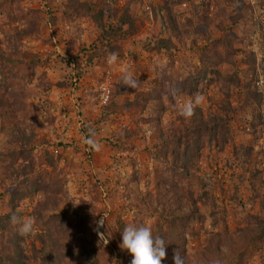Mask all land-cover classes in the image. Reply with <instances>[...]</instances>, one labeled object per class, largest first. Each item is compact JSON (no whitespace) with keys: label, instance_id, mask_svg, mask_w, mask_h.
Wrapping results in <instances>:
<instances>
[{"label":"rangeland","instance_id":"obj_1","mask_svg":"<svg viewBox=\"0 0 264 264\" xmlns=\"http://www.w3.org/2000/svg\"><path fill=\"white\" fill-rule=\"evenodd\" d=\"M2 222L0 264H131L128 225L264 264V0H0Z\"/></svg>","mask_w":264,"mask_h":264},{"label":"clouds","instance_id":"obj_2","mask_svg":"<svg viewBox=\"0 0 264 264\" xmlns=\"http://www.w3.org/2000/svg\"><path fill=\"white\" fill-rule=\"evenodd\" d=\"M118 59L117 53H110L107 58V63L112 65ZM122 83L132 89L139 87V80L135 78L130 71L122 75ZM200 103V97L197 96L195 100H188L181 104L179 108L180 116L185 119L191 118L195 113V106ZM85 143L90 145L96 151H99L101 145L92 138L85 140ZM11 223L19 225L18 232L21 236H28L35 230V219L33 217H24L12 215L10 217ZM97 231L104 227L105 217H101L97 221ZM122 243L120 247L128 250L133 259L131 264H162L166 258L165 240L161 237H154L153 232L148 226H134L128 225L122 231ZM103 235V233H101ZM174 264H185V258L177 254L173 257Z\"/></svg>","mask_w":264,"mask_h":264},{"label":"trees","instance_id":"obj_3","mask_svg":"<svg viewBox=\"0 0 264 264\" xmlns=\"http://www.w3.org/2000/svg\"><path fill=\"white\" fill-rule=\"evenodd\" d=\"M118 31H116L115 33H117ZM112 33V32H111ZM110 34V33H109ZM109 41H110V38H109ZM170 42L168 41V43H166V40H158L156 43H155V47H156V49H158V50H162V49H165L166 47H167V44H169ZM219 57H221V55H219ZM187 148V152H188V150H189V146L188 147H186ZM187 158L189 159V157L187 156ZM3 219H1V221H2ZM0 229H4V224H3V222L1 223V225H0ZM49 234H50V232H49ZM244 234H246L245 235V237H247L248 236V234L247 233H244ZM46 236H48V235H46ZM50 236V235H49ZM174 242H175V240H173ZM249 240H247V238H244V243L247 245V244H250L249 242H248ZM54 242V241H53ZM90 249L89 250H84V253H82V252H77V253H75V255L80 259L79 261H81V262H83V263H86V264H97L98 263V259H99V257H98V255H97V253H95V251H94V247H93V245H90V247H89ZM223 254V252H222V250H221V248L220 247H218V245H216L214 248H210L207 252H206V254L204 253L203 254V258H204V260H205V262L207 263V264H226L225 262H224V260H221V259H224V258H226L224 255H222ZM80 256V257H79ZM244 256V254L243 253H238L237 254V257H238V259H240V258H242ZM77 258V259H78ZM234 258H236L235 256H234ZM233 258V259H234ZM235 260V259H234ZM18 264H21V262H20V260H18V262H17ZM231 264H234V261L232 260V262H231Z\"/></svg>","mask_w":264,"mask_h":264},{"label":"built area","instance_id":"obj_4","mask_svg":"<svg viewBox=\"0 0 264 264\" xmlns=\"http://www.w3.org/2000/svg\"><path fill=\"white\" fill-rule=\"evenodd\" d=\"M109 98V95L108 94H106V100Z\"/></svg>","mask_w":264,"mask_h":264}]
</instances>
